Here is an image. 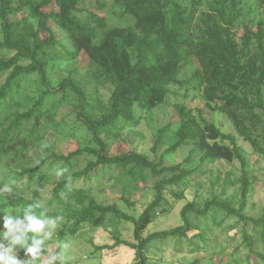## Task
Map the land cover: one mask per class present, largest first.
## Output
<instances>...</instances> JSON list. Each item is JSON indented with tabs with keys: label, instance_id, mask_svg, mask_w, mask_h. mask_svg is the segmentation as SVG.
<instances>
[{
	"label": "trees",
	"instance_id": "1",
	"mask_svg": "<svg viewBox=\"0 0 264 264\" xmlns=\"http://www.w3.org/2000/svg\"><path fill=\"white\" fill-rule=\"evenodd\" d=\"M95 2L101 9L103 3L100 0ZM112 2L119 10L118 18L124 20L128 16L132 22L111 25L97 11L81 8V0H0V49L6 54L12 52L10 56L0 57V76L5 75L0 83V162L21 161L20 176L33 179L42 173L48 160L60 164L63 172H69L75 156L90 155L91 160L84 168L56 180L51 189L49 205L72 199L79 206L72 211V221L64 224L59 235L61 238H65L66 233L74 236L84 223L99 226L108 222L107 215L131 222L137 243H125L115 236L114 244L100 248L129 246L135 251L136 264H153L147 262L146 255L151 243L183 237L187 231L196 228L189 217L191 212L196 217H205L209 210L221 209L244 223L251 222L253 230L259 228L263 237L264 213L253 219L242 214L243 202L240 209L235 210L214 200L206 202L202 209L194 202L185 204L180 211L183 224L143 236L146 227L159 216L166 215L172 206L164 192H168L173 201L183 198L192 171L179 165L163 166L161 161L155 162L134 151L109 155L102 133L114 131L117 134L121 127L136 126L135 106L152 110L166 104L170 85H192L209 109L224 113L254 152L264 155L261 146L264 143V29L258 27L253 31L244 25L243 34L237 37L234 29L242 16L239 0H187L186 4L180 0ZM256 3L264 8V0H256ZM84 12L85 16H80ZM20 13H28L34 18L36 27L26 17L12 19ZM51 23L65 33L70 50L57 46L56 36L49 26ZM41 33L45 35L41 36ZM81 53L88 58L89 76L99 84L112 86L98 116H93V111L102 103L99 95L92 99L79 81L69 76L54 86L47 77L50 61H75ZM192 59L196 60L198 67L191 71L185 84L179 76ZM32 75H37L40 91L37 98H29L32 100L27 103L29 107L22 110L14 96L21 93L23 82ZM71 98L76 99L74 113L77 122L91 134L93 147L77 148L66 155L51 153L26 167V152L38 147L47 125H55L58 108ZM178 112L180 119L174 129L177 141L168 152L193 142L194 149L201 153V163L237 159L244 170L246 161L232 134L221 131L205 119L201 125L191 121L182 109ZM165 130H158L155 146L162 142ZM97 167L114 168V184L122 187L146 179L149 174L161 179L153 187L154 198L134 217L114 204H99L88 195L85 187L72 186L76 179L89 177ZM240 181L241 196L245 199L251 185L245 172ZM4 184L0 181V187ZM10 186L13 187L11 194H0V207L18 209L22 215L26 207L33 205L37 216L49 215L43 207H35L41 201L35 190L29 193V184L24 190L14 184ZM243 236L250 251L254 252L251 237L248 234ZM19 255L27 259L22 250Z\"/></svg>",
	"mask_w": 264,
	"mask_h": 264
},
{
	"label": "rangeland",
	"instance_id": "2",
	"mask_svg": "<svg viewBox=\"0 0 264 264\" xmlns=\"http://www.w3.org/2000/svg\"><path fill=\"white\" fill-rule=\"evenodd\" d=\"M38 2L39 0H31ZM103 3L101 9L97 8L95 0H81L80 7L97 11L104 16L111 25H124L132 22L128 16L124 20L118 18V8L112 0H100ZM186 4L187 0H180ZM242 9V16L234 29L237 37L243 34V26H248L253 31L258 27L264 29V8L257 5L256 0H239ZM47 10V9H45ZM86 12L80 16H85ZM27 18L36 27V20L28 16V13H20L13 20ZM52 28L57 46L70 50L69 41L53 23ZM44 36V33L40 34ZM2 32L0 26V41ZM4 49H0V57L10 56ZM88 58L81 53L77 60H54L50 61L47 68V77L51 85H57L66 77L74 78L84 87L87 95L96 98L99 95L102 101L97 104L93 116H98L103 111V103H106L112 86L106 83H97L90 76L87 69ZM198 67L195 59H192L188 66L182 70L179 78L187 80L191 71ZM5 75L0 76V83ZM186 84V82H185ZM40 85L37 75L29 76L23 82L21 93L14 96L15 101L20 102L19 107L25 110L31 102L29 98H37ZM167 103L152 110H142L135 106L134 116L137 125L133 127L124 126L116 134L114 131L102 133L109 155H117L127 151L141 153L148 159L155 162L161 161L163 166H176L191 170L192 173L186 183L183 198L173 201L168 192H164L171 203L169 212L159 216L154 222L146 227L143 236L162 229L175 228L183 224L180 211L182 207L190 202L196 203L202 209L206 202L214 200L228 204L235 210L240 209L243 202L242 214L253 219L260 218L264 213V155L254 152L249 142L245 141L234 129L231 121L220 111L209 109L200 92L192 85L179 87L169 86ZM76 99L71 98L58 108L55 117V125H47L44 139L38 147L29 149L25 166L33 165L41 156H49L51 153L66 155L77 148L93 147L91 134L79 122H77L74 105ZM178 109L189 115V119L202 124V120L212 122L221 131L234 136L237 146L246 161L244 170L237 159L232 161L220 160L212 164L200 162V151L194 149L193 142H187L168 152V148L177 141L174 133L175 125L180 119ZM57 124V125H56ZM56 130H55V128ZM168 127V128H167ZM162 142L155 146L159 129H164ZM222 142V140H218ZM229 144L228 141H223ZM264 147V143L261 144ZM91 160V156L82 153L72 159L73 168L69 172H63L57 177L56 172L61 170L60 164L48 160L43 166L42 173L39 172L33 179L28 176H20L22 169L21 161L13 163L12 160L0 162V181L9 186L13 181L17 187L25 189L29 184V193L33 190L38 199L43 203V210L49 215L47 217H61L58 227L52 238L46 242L47 248L37 262L46 264L48 256L52 253H63L64 264H136L135 251L126 245H117L110 248H100L103 245L114 244V237H118L125 243H137L134 238L133 224L125 220L114 219L107 215L108 222L99 226L84 223L78 228L74 236L61 238L59 230L64 229L65 223H70V215L73 210L79 208L74 201L63 199L49 205L48 199L51 189L57 180H62L73 171L81 170ZM30 165V166H31ZM245 172L251 185L245 199L241 196V176ZM113 175L116 170L112 167H97L89 177L76 179L72 186L85 187L88 195L92 196L99 204H114L123 212L137 217L148 203L154 198L153 187L160 177L149 174L146 179H140L127 183L122 187L114 184ZM170 175V174H168ZM9 194V193H7ZM14 215H19V210L9 207H0ZM4 215L0 212V217ZM192 228L185 236L168 238L165 241L153 242L147 246L146 255L148 263L153 264H264V236L260 234L259 228L253 230L251 222L244 223L236 216L227 214L221 209L209 210L207 216L196 217L189 214ZM113 218V219H112ZM113 221V222H112ZM115 225H114V224ZM3 221L0 219V228ZM243 234L251 237L250 251L244 240ZM99 247V248H96ZM260 254V255H259ZM19 258L21 256L18 254ZM22 259V258H21Z\"/></svg>",
	"mask_w": 264,
	"mask_h": 264
},
{
	"label": "clouds",
	"instance_id": "3",
	"mask_svg": "<svg viewBox=\"0 0 264 264\" xmlns=\"http://www.w3.org/2000/svg\"><path fill=\"white\" fill-rule=\"evenodd\" d=\"M62 173L63 170L57 171V177ZM12 192L13 187L8 184L0 187V194ZM33 207V205L26 207L22 215H14L0 209V212L4 213L0 217L3 221L0 228V264H37L41 255L45 253L46 242L52 238L58 227V221L62 218L37 216ZM35 207H43V203L37 202ZM21 250L27 259L19 258L18 254ZM46 264H64L63 253L50 254Z\"/></svg>",
	"mask_w": 264,
	"mask_h": 264
}]
</instances>
